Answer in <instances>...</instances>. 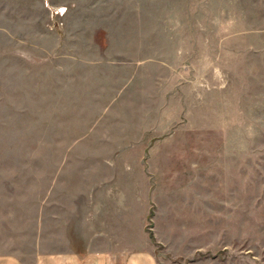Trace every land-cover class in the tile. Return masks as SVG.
<instances>
[{"label":"rangeland","instance_id":"rangeland-1","mask_svg":"<svg viewBox=\"0 0 264 264\" xmlns=\"http://www.w3.org/2000/svg\"><path fill=\"white\" fill-rule=\"evenodd\" d=\"M71 250L264 264V0H0V254Z\"/></svg>","mask_w":264,"mask_h":264},{"label":"crops","instance_id":"crops-1","mask_svg":"<svg viewBox=\"0 0 264 264\" xmlns=\"http://www.w3.org/2000/svg\"><path fill=\"white\" fill-rule=\"evenodd\" d=\"M17 260L18 259L13 255L2 256V254H0V264H18ZM54 261L55 264H80V257L75 255L71 250L70 252L57 254ZM123 261H127V258L125 257ZM86 264H97L96 257H88ZM125 264H150V260L148 258L140 256L137 258L128 259V262H126Z\"/></svg>","mask_w":264,"mask_h":264},{"label":"built area","instance_id":"built-area-1","mask_svg":"<svg viewBox=\"0 0 264 264\" xmlns=\"http://www.w3.org/2000/svg\"><path fill=\"white\" fill-rule=\"evenodd\" d=\"M62 13H63V11H61V9L59 8H55V9H53V12H52V16H54V15H58V16H61L62 15Z\"/></svg>","mask_w":264,"mask_h":264}]
</instances>
